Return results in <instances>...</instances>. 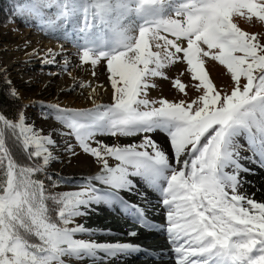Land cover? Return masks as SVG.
I'll return each instance as SVG.
<instances>
[{"label":"snow or ice","instance_id":"1","mask_svg":"<svg viewBox=\"0 0 264 264\" xmlns=\"http://www.w3.org/2000/svg\"><path fill=\"white\" fill-rule=\"evenodd\" d=\"M13 17L70 42L81 64L104 61L112 96L110 103L71 108L23 103L9 89L21 102L14 112L0 106V264H115L141 251L162 255L91 239L116 235L78 221L100 205L165 231L175 264H264V202L240 191L242 174L253 171L248 165L264 167V32L236 22L264 25V0H12L8 21ZM32 54L44 64L59 63V56L64 70L70 64L63 44ZM206 59L224 66L230 89L214 83ZM178 62L197 94L150 97L156 78L169 79ZM0 72L11 85L6 69ZM182 75L172 85L187 96ZM37 103L40 119L58 126L36 125L26 109ZM77 148L94 158L93 174L52 170L62 153L75 156ZM64 185L74 190H56ZM151 193L166 224L148 218Z\"/></svg>","mask_w":264,"mask_h":264},{"label":"rangeland","instance_id":"2","mask_svg":"<svg viewBox=\"0 0 264 264\" xmlns=\"http://www.w3.org/2000/svg\"><path fill=\"white\" fill-rule=\"evenodd\" d=\"M8 17V12L6 13ZM5 20V19H4ZM14 22H9L8 20L4 23L0 15V66L2 69H6L7 80L11 81V85L5 81V73L2 72V77L5 81V87L7 88V93L11 87H14L18 92L23 91L27 96L22 97L23 103H27V98L30 96H37L36 101L45 102H58L61 106L71 107V108H89L92 106L93 101L96 103H110L112 96V89L110 86V81L108 79V72L106 71V63L101 61L98 65L92 66L89 63L81 64L78 59V49L73 47L71 43L66 41H57L49 35H46L42 31L38 30L34 26V23H25L21 18L13 17ZM238 26L242 29L250 32H264V25H260L255 22H248L246 19H239L236 21ZM26 42L27 46H36L38 50H45L49 44H54L59 47V44H63L64 50L74 51L71 56L76 57V62L73 66L68 67L67 70L64 68H59L57 66H51L50 64H44L40 60H35V56L31 57L29 60L21 61L23 59V54H17L11 45L19 42ZM35 66H30L31 64ZM79 66L81 70H78ZM205 67L207 68L210 77L213 79L214 83L218 87H224L230 89L232 81L230 74L224 66L220 65L218 62L211 59H206ZM77 69V70H75ZM186 65L183 63H177L168 70L169 79L156 78L155 83L156 88L151 89L149 92L150 97L160 98V97H170L167 99H185L189 100L193 98L197 93L190 86L191 78L190 75L185 71ZM75 70V75L77 77H82L87 71H91L92 74L95 72L93 77L96 79L99 90L96 87H81L80 83H74L73 77L71 78L68 74ZM180 72H184L180 78L183 82L188 85L186 91L187 96L180 93L172 85V79L175 78ZM86 76V75H85ZM84 76V77H85ZM71 87L72 89L66 92V96L57 98L55 91L57 89H64ZM95 88L96 91L93 92L92 89ZM39 89L49 90L50 95L44 96L43 93L37 92ZM37 92V93H36ZM167 92L168 96L165 95ZM77 94V96H75ZM91 96V99L89 98ZM11 98V97H10ZM16 101V100H15ZM21 102V101H19ZM83 103V104H82ZM71 104V105H70ZM37 103L34 107L26 109L28 115L35 121L36 125L45 130L53 126H58L57 122L54 120H41L40 113L42 111L41 106ZM59 139V137H57ZM106 142H112L113 138L103 137ZM116 140L121 138L117 137ZM75 143L74 140L70 141ZM244 142V141H243ZM242 142V143H243ZM77 155L69 156L67 153L61 154V159L63 163H53L51 168L53 171H59L65 176L81 175L88 171L93 174L98 166L94 164V158L89 154L83 153L77 148ZM57 191H67L74 190L72 185H64L56 189ZM241 192H245L244 185L240 189ZM136 200V197H131ZM98 211L106 212L98 208ZM90 216V215H89ZM88 216V217H89ZM88 217L77 218L78 221H84ZM87 225V224H85ZM83 238V237H81ZM87 238V237H86ZM96 239V238H95ZM87 261H78L71 259L68 264H84Z\"/></svg>","mask_w":264,"mask_h":264},{"label":"bare ground","instance_id":"3","mask_svg":"<svg viewBox=\"0 0 264 264\" xmlns=\"http://www.w3.org/2000/svg\"><path fill=\"white\" fill-rule=\"evenodd\" d=\"M23 40H20L17 43H14L11 45V47L17 51V54H23V59L21 61L29 60L31 57L35 56V60H40L41 55H35L32 54V50L38 49L36 46L29 47L27 46L26 42H22ZM68 42V41H66ZM70 43V42H68ZM73 46V45H72ZM47 48H52L53 50L59 51V47L54 44H49ZM46 48V49H47ZM74 51L72 50H66L65 53L68 54V58L70 60V64L68 67L73 66L76 62V57L71 56L70 54H73ZM57 61L59 63H53L50 64L51 66H57L59 68L62 67V60L61 57H56ZM30 66H35V64H31ZM77 70V69H75ZM75 70L71 72V75H69L71 78L73 77L74 83H80L81 82H88L91 86L96 87L97 90H99L98 84L96 79L93 77L92 72L89 70L86 72V76L83 75L82 77H77L75 75ZM78 70H81V67L79 66ZM85 76V77H84ZM72 89L70 86L64 89H57L55 92V95L57 98H61L66 96V92L68 90ZM37 92L43 93L44 96H49L50 92L49 90L45 89H39ZM36 92V93H37ZM165 95L168 96L167 92H163ZM21 97L27 96L26 93H23V91L19 92ZM61 96V97H60ZM77 96V94L75 95ZM37 96H30V98H27V101L29 99H36ZM170 98V97H167ZM83 104V103H82ZM71 105V104H70ZM40 107V106H39ZM242 142V141H241ZM247 154V153H245ZM253 171L242 174L244 175V179L247 181V183L244 184L245 188V194L248 196H251L253 199H256L258 202H264V167H260L255 164L248 165ZM91 172H84L81 175H73V177H79V176H86L90 175ZM150 191V190H149ZM130 199L133 200V198L130 197ZM150 199L152 200V205L149 206V217L153 220L154 223L158 225L166 224V216L165 212L162 206L156 204L157 200V194L151 193ZM134 201V200H133ZM136 201V200H135ZM134 201V202H135ZM99 209H102L106 212H99L98 210L95 212H92L87 221V225L85 227H92V228H100V229H110V217L108 216V212L111 213H117L118 210L114 211L112 209H109L105 205L98 206ZM97 222V223H96ZM111 231L113 233H116V235H97L95 237H91V239H95L97 242H116L114 239L116 237H126L125 230H117L114 228H111ZM137 235L135 236L136 239L133 240L138 245L142 246L144 249H148L153 253L161 254L159 258H155L153 256H150L147 252H137L134 253L126 258H123L121 260L115 261V264H120L121 262L127 261L126 264H175L174 255L172 253V246L169 242L168 236L165 231H161L159 229H148V232H136ZM85 239H88L89 237H83ZM120 242H128L126 239H121ZM142 242V244H140ZM88 264V262L84 263Z\"/></svg>","mask_w":264,"mask_h":264},{"label":"trees","instance_id":"4","mask_svg":"<svg viewBox=\"0 0 264 264\" xmlns=\"http://www.w3.org/2000/svg\"><path fill=\"white\" fill-rule=\"evenodd\" d=\"M11 2L12 0H0V15L4 23H6V21L8 20L6 13L8 12L9 14V7ZM0 69H2L1 66ZM6 89L7 88L5 87V81L2 77V72H0V106H5L9 112H14L20 102L10 98Z\"/></svg>","mask_w":264,"mask_h":264}]
</instances>
